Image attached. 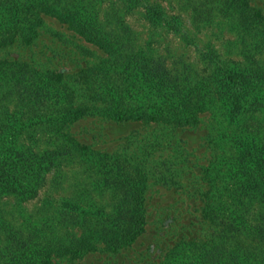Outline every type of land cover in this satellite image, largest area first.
I'll list each match as a JSON object with an SVG mask.
<instances>
[{
	"label": "rangeland",
	"instance_id": "374dc122",
	"mask_svg": "<svg viewBox=\"0 0 264 264\" xmlns=\"http://www.w3.org/2000/svg\"><path fill=\"white\" fill-rule=\"evenodd\" d=\"M0 167L17 178L0 264H264V19L231 0H0ZM136 191L144 232L70 253Z\"/></svg>",
	"mask_w": 264,
	"mask_h": 264
},
{
	"label": "trees",
	"instance_id": "16d2710c",
	"mask_svg": "<svg viewBox=\"0 0 264 264\" xmlns=\"http://www.w3.org/2000/svg\"><path fill=\"white\" fill-rule=\"evenodd\" d=\"M231 2L235 5L236 8H244L249 14H251L254 18L264 19V16L260 12V10L254 6H251L250 0H231ZM79 33L85 35L83 30L78 29ZM87 38V36L85 35ZM88 39V38H87ZM96 45L104 49V45L99 42H94ZM62 74H56L54 79L62 78ZM98 111H101L106 117H111L114 119H142L143 121H147L153 118L147 117L144 114H138L137 116H133L132 114H122L121 112H117L113 109V107H108L101 109L98 106L95 108ZM88 108L86 106H79L74 110L69 108L65 110V115L70 118V120L76 119L78 117L83 116L87 112ZM103 111V112H102ZM136 117V118H135ZM185 123L195 122V118H186L184 120ZM3 179H6L7 183H14L16 181L15 173H7L3 174V167H0V182L3 183ZM136 200L135 202L129 206L127 211V216L124 219H118L120 226H106L101 228L93 229L92 231L81 235L77 240V245H72L70 248V253L72 255L81 254L82 251L95 250L99 243H102L104 247L108 250L115 251L117 249L123 248L125 246L130 245L142 232L145 231V207L143 204V199L141 196V191L135 192Z\"/></svg>",
	"mask_w": 264,
	"mask_h": 264
}]
</instances>
